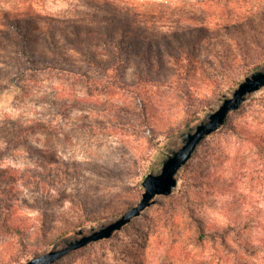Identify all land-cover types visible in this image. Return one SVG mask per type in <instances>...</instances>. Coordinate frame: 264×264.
I'll use <instances>...</instances> for the list:
<instances>
[{"label":"rangeland","instance_id":"1","mask_svg":"<svg viewBox=\"0 0 264 264\" xmlns=\"http://www.w3.org/2000/svg\"><path fill=\"white\" fill-rule=\"evenodd\" d=\"M263 65L264 0H0V264L123 214L185 124ZM33 124L47 130L12 137ZM239 258L264 264V88L171 195L59 264Z\"/></svg>","mask_w":264,"mask_h":264},{"label":"water","instance_id":"2","mask_svg":"<svg viewBox=\"0 0 264 264\" xmlns=\"http://www.w3.org/2000/svg\"><path fill=\"white\" fill-rule=\"evenodd\" d=\"M264 88V65L255 69L238 84L231 96L225 95L214 111L208 112L194 126L182 131L178 138L181 145L167 148L160 168L148 172L143 181L141 199L117 218L91 227L87 232L80 229L76 234L62 238L53 247L34 255L24 264H56L70 253L92 243L109 239L157 202V196L171 195L179 184L181 171L193 158L199 146L228 121L231 113L238 111L256 92Z\"/></svg>","mask_w":264,"mask_h":264},{"label":"trees","instance_id":"3","mask_svg":"<svg viewBox=\"0 0 264 264\" xmlns=\"http://www.w3.org/2000/svg\"><path fill=\"white\" fill-rule=\"evenodd\" d=\"M19 30V29H18ZM20 31H21V29H20ZM19 31V32H20ZM125 34H123V37L120 39V37L117 39V43H116V45H117V48H118V51H120V50H122V49H128V47H125V45L124 44H126V38H125ZM109 43V42H108ZM23 53H25V50L23 49ZM37 65V64H36ZM36 67L37 66H35V68H33V69H36ZM257 68H259V66L257 67ZM255 69V68H254ZM232 114V113H231ZM198 119H200V118H196L195 120H191V121H189V122H187L186 124H185V126L186 127H190L191 126V124H192V122H194V121H196V120H198ZM26 130L27 131H29V132H35V131H45V130H47V127H46V125L45 124H33L32 126H28L27 128H20L12 137L13 138H16V139H22L24 136H23V134L26 132ZM197 152V151H196ZM195 152V153H196ZM131 207V206H130ZM228 229H225V231H222L221 233H222V237L224 238V236L226 235V233L228 232L227 231ZM212 237H215V233L214 234H210ZM206 236H208V234L204 231V229H203V227L201 226V225H198V236H197V240L198 241H200V242H202L204 239H205V237ZM93 244V243H92ZM245 249H246V251L247 252H249L250 254H252V255H256L258 252H259V248H260V246L258 247V246H252V245H250V244H246L245 246ZM86 248H88V246L87 247H84V248H82V250L83 249H86ZM78 251V250H77ZM74 252H76V251H74ZM71 254V253H70ZM65 258V257H64ZM62 260V259H61ZM61 260L60 261H58L56 264H59L60 262H61ZM238 264H247V262H246V260L245 259H243V258H239L238 260Z\"/></svg>","mask_w":264,"mask_h":264}]
</instances>
